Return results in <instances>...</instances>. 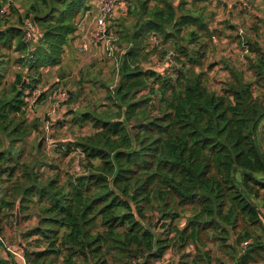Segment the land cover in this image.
<instances>
[{"label": "trees", "instance_id": "obj_1", "mask_svg": "<svg viewBox=\"0 0 264 264\" xmlns=\"http://www.w3.org/2000/svg\"><path fill=\"white\" fill-rule=\"evenodd\" d=\"M94 1L28 0L13 22L15 6L0 0V236L18 207L23 222L36 218L16 244L26 264H151L168 250L192 264H264V52L239 33L255 57L247 70L226 64L211 88L207 55L223 33L207 5L194 6L205 0H180L179 17L176 0H128L118 30L108 24L126 47L111 104L71 109L69 126L92 132L56 147L78 155L79 172L63 179L41 159L45 139L29 149L41 123L28 111L51 91L39 89L43 69L60 66ZM26 19L38 30L31 40ZM154 56L162 68L145 67ZM12 63L21 70L10 80ZM0 264L20 262L0 249Z\"/></svg>", "mask_w": 264, "mask_h": 264}, {"label": "rangeland", "instance_id": "obj_2", "mask_svg": "<svg viewBox=\"0 0 264 264\" xmlns=\"http://www.w3.org/2000/svg\"><path fill=\"white\" fill-rule=\"evenodd\" d=\"M11 1V4L15 6L17 12H13V10L11 9L10 14H6L5 18L11 21L13 20V22H15L19 15H25V6L28 0ZM127 1L128 0H124L125 4ZM209 1L211 0H205L204 2L206 3L196 2L194 3V6L197 8H201L204 3L208 7L207 11L211 12L212 10H214V16L218 14L221 17L230 15L229 12L224 9V6L214 7L215 4H219V2H215V4H212ZM228 1L230 2L228 4H233L234 0ZM122 2L123 1H120L119 3ZM261 2H263V0H256L255 2H252V0H239L238 4L241 6V13L245 14V16H242L241 19L236 18V16L232 17L235 19L234 24L232 19L230 18V21L232 22L231 26H234L231 27L232 33L229 32L227 33L228 35L224 34L223 36H220V38L216 36L215 38H213V44L210 47L206 61L207 64H214L213 70L210 72L211 88L220 89L222 83L228 77L229 71L226 69V64L236 66L238 68H244L247 70V56H250L251 58L255 57L251 51H248V47V50H245L244 45L240 43V41L238 40L239 33H242L245 36L250 33L251 35L249 34L248 36L252 38L256 37V42L264 52V26L260 27V35L256 36L255 27L258 26V20L256 17L257 15L253 11L255 9L258 10V8L261 9ZM246 3L251 5V9L246 10L243 8ZM119 7L116 11L112 12V16L109 20V26L111 30L110 32L113 33L118 30L116 29V21L121 19L119 18V16H123V18L127 17L126 5L124 6L120 4ZM227 9L229 8L227 7ZM236 19L238 20V22ZM212 24L214 28L221 27V24L215 21V19L213 20ZM217 29L222 30L221 28ZM97 45L98 48L89 46L88 44H83V42L79 43L78 45L76 44V46L71 44L67 47L64 59L62 60L59 67L43 69V77L39 84V89L43 90L49 88L51 91L49 90L50 92H48V95H51L56 90L66 88L68 90L66 91L68 95L70 94V92L75 93L73 95V98L75 97V101H68V103L65 102V104L60 107V109L53 117H49L48 113L51 109V106L49 101H47L46 99L38 102L34 108H30V110L28 111V117L30 120H39V122L41 123L40 131L33 133V135L28 139L29 149L34 144H37L38 141L45 139L44 144L46 148L44 149V153L41 159H45L46 162L51 161L56 164V166L59 167L63 179L67 172L73 173L80 171L77 170V164L80 158L75 153H72L69 156L62 157L56 151L58 142H67L72 139L75 140L76 136L92 132V129L90 127H85L80 130L76 126H69L70 122H66V120H70L72 118L70 110L76 109L77 111H79L91 108L102 109L104 105L111 104L108 94L117 86L120 81V75L116 74L117 69L115 65V58L109 56L101 44ZM116 46L118 48L116 58H119V56L121 58L126 47L124 44L118 43L116 44ZM11 57L13 62L18 57V54H12ZM163 63L164 61L161 60L158 56H154L151 61H146L144 65L145 67L154 66L156 68H162ZM166 65L168 66V64ZM19 70H21V66L19 64L12 63L10 65V80L14 78V72ZM56 84L57 86L52 89L51 87L55 86ZM48 120H50V129L46 130V122ZM57 122H59V124H57ZM53 123L54 125L52 126L51 124ZM35 154L37 156L39 155L38 152H35ZM44 171H46V169H44ZM35 223L36 218L30 219V221L27 222H23L20 217V221L18 224L15 223L16 225L13 227L11 225L7 226L3 234L5 237L0 236V249L5 252V255H9L4 248L5 244L7 246L9 244H12V247L14 245L16 248L22 249V247L16 246L19 239L22 240L20 238V235L23 231H27L28 228L33 226ZM26 241L27 240L23 239V242ZM191 251V248L187 249V252ZM183 254L184 253H178L177 251L168 250L163 259L156 260L151 264H181V262H186L182 264H192L191 257L183 258Z\"/></svg>", "mask_w": 264, "mask_h": 264}, {"label": "built area", "instance_id": "obj_3", "mask_svg": "<svg viewBox=\"0 0 264 264\" xmlns=\"http://www.w3.org/2000/svg\"><path fill=\"white\" fill-rule=\"evenodd\" d=\"M122 0H95L92 4L95 6V13L92 15L90 10L86 12V16H94L95 26L92 30L87 32V36L89 40L92 42H96V44H101L104 47V50L108 53L109 56L116 58V54L118 52V48L116 46V42L118 40L117 35H112L109 33L108 29V17L112 12L116 10L119 2ZM10 9V1H8L1 9L2 13H8ZM82 24L79 23V26ZM24 29L27 40H31L34 37V34L38 31L36 25L33 23L32 20L26 19L24 22ZM167 64L169 65L171 58L168 57ZM67 90L59 89L56 90L53 94L47 97V101H49L51 109L49 111V116L53 117L56 112L60 109L62 104L69 98V95L66 92ZM39 90L36 89L33 92L32 96H36ZM32 100V98H31ZM50 122H46V130H49ZM77 170H80V167H77ZM245 246L248 245V242L244 243ZM5 250L7 253L13 257H15L20 264H26V258L24 256L23 249L16 248L14 245L9 244L8 246L4 245Z\"/></svg>", "mask_w": 264, "mask_h": 264}, {"label": "crops", "instance_id": "obj_4", "mask_svg": "<svg viewBox=\"0 0 264 264\" xmlns=\"http://www.w3.org/2000/svg\"><path fill=\"white\" fill-rule=\"evenodd\" d=\"M189 3H191L193 0H187ZM238 1L239 0H234L233 1V4H228V3H230L228 0H215V1H213V0H211V1H209L210 3H212V4H215V2H219V4H215V6L214 7H219V6H224L223 8L224 9H226L228 12H229V14L230 15H228V16H224V17H221L219 14L218 15H216V16H214V19H215V21H217L218 23H220L221 25V27H217V28H221L222 30H219V31H221L222 33H223V35L224 34H226V35H228L227 33H229V32H231V28L229 29V28H226V26H227V22H229L231 25H232V22L230 21V18L232 19V21H233V24H234V21H235V19L234 18H232V17H235L236 16V18H239V19H241L242 18V16H245V14H242L241 13V6L238 4ZM256 0H253L252 2H255ZM204 3H206V2H204ZM203 3V5L201 6V7H203V6H205L206 4H204ZM121 5H124L125 6V2H124V0H123V2L122 3H120ZM119 4V5H120ZM119 5H118V7H119ZM246 5V10L247 9H251V5H249V4H245ZM256 5H258V4H256ZM117 7V8H118ZM227 7L229 8V9H227ZM117 8H116V10H117ZM119 8H123V7H119ZM260 8L261 9H259L258 8V10H253L254 11V13L257 15L256 17H257V20H258V22H259V25H260V27L261 26H264V3L263 2H261V6H260ZM115 10V11H116ZM208 10V7L205 9V12L204 13H206V11ZM213 11V13H214V10H212ZM90 13L93 15L94 13H95V6H91V9H90ZM240 13V14H239ZM86 15V14H85ZM85 15H84V17L82 18V20L80 21V23L82 22V24L78 27V29H77V31L74 33V35H73V37H72V39H71V41H70V44L69 45H75L76 46V44L78 45L79 43H82L83 42V44H88L89 46H93V47H96V48H98V45L95 43V42H92L91 40H89V38H88V36L86 35L87 34V32H89L90 30H92L93 28H94V26H95V20H94V16H86L85 17ZM120 17V16H119ZM261 19H262V21H261ZM109 20H110V18H108V24H109ZM237 20V19H236ZM237 22H238V20H237ZM236 23V22H235ZM217 26V25H216ZM215 26V27H216ZM256 31V30H255ZM232 33V32H231ZM250 34V33H249ZM248 34V35H249ZM256 34V36L257 35H260V33L258 32V33H255ZM247 35V36H248ZM251 35V34H250ZM250 37V36H249ZM254 38V37H253ZM255 39H256V37H255ZM257 40V39H256ZM92 48V47H91ZM64 59V58H63Z\"/></svg>", "mask_w": 264, "mask_h": 264}, {"label": "water", "instance_id": "obj_5", "mask_svg": "<svg viewBox=\"0 0 264 264\" xmlns=\"http://www.w3.org/2000/svg\"><path fill=\"white\" fill-rule=\"evenodd\" d=\"M179 2L180 0H176L175 4H174V7H175V10H176V16L179 17L181 15L180 11H179ZM20 210L19 208L17 207V210H16V223L18 224L19 221H20Z\"/></svg>", "mask_w": 264, "mask_h": 264}]
</instances>
